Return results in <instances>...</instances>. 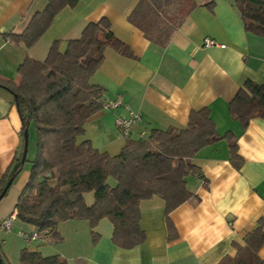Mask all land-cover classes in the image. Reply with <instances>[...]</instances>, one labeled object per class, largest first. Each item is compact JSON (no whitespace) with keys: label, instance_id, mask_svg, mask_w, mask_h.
I'll return each instance as SVG.
<instances>
[{"label":"crops","instance_id":"0c3cea01","mask_svg":"<svg viewBox=\"0 0 264 264\" xmlns=\"http://www.w3.org/2000/svg\"><path fill=\"white\" fill-rule=\"evenodd\" d=\"M234 1L197 0V6L162 43L130 20L138 6L148 9L151 0H79L75 7L60 12L48 31L28 48L4 34L24 32L48 1L0 0V77L5 80L20 83L19 67L27 57L44 61L57 41L65 53L69 41L79 39L90 23L103 19L130 47L132 55L107 49L91 78L103 88V99H120L123 105L96 113L86 123L80 141H91L99 150L117 155L128 138L137 139L153 129L186 128L191 112L203 108L210 110L223 137L192 158L199 173L187 176L186 182L197 198L170 213L176 231L172 239L166 202L153 196L141 201L140 225L146 241L139 246L124 249L115 245L114 225L104 218L94 229L86 220L64 221L58 231L43 233L37 246L30 247L19 233L38 230L17 218L12 232L0 226V246L10 264L19 263L24 248L45 256L59 255L69 264H219L224 257L235 256L237 246L245 245L264 219V118H254L244 127L231 115L230 104L246 82L264 85V36L246 31ZM181 6L174 2L169 12L174 14ZM207 38L216 44H206ZM14 100L0 86V178L22 149V119ZM125 106L142 116L130 137L121 134L116 124L118 116H127ZM229 133L235 136L243 159L240 168L231 161L229 142L224 138ZM30 170L24 165L0 201V225L15 212ZM85 201L92 206L95 193H85ZM93 231L100 234L97 242ZM8 246H12L13 259L5 250ZM259 255L264 260V245Z\"/></svg>","mask_w":264,"mask_h":264},{"label":"trees","instance_id":"16d2710c","mask_svg":"<svg viewBox=\"0 0 264 264\" xmlns=\"http://www.w3.org/2000/svg\"><path fill=\"white\" fill-rule=\"evenodd\" d=\"M47 1L46 8L33 17L24 32L4 37L30 48L60 12L79 2ZM174 2L182 6L172 14L169 11ZM234 4L246 31L264 36V0H235ZM196 6L197 0H151L148 9L138 6L130 20L149 38L163 43ZM107 49L132 55L130 47L112 32L110 22L103 19L90 23L79 39L69 41L65 53L60 52L57 41L44 61L27 57L19 67L20 83L0 77V86L16 96L14 102L22 119L21 153L0 178V196L27 162H22L24 134L35 123L37 154L15 207L17 218L37 228L41 235L58 231L64 221L86 220L94 229L107 218L114 225L113 243L132 249L146 241L140 225L141 201L153 196L165 200L169 239L176 236L170 213L197 198L186 182L187 176L199 173L192 158L223 137L217 132L210 110L203 108L191 112L186 128L153 129L145 137L128 138L117 155L99 150L91 141H80L86 123L103 109L104 90L91 78ZM230 112L244 127L254 118H264V85L246 82L231 102ZM224 138L229 142L233 165L240 168L243 159L235 136L229 133ZM111 178L115 185L109 183ZM88 192L95 193L92 206L85 201ZM92 235L94 242L100 239L96 231ZM263 245L264 219H260L245 245L237 246V254L224 257L219 264H264L259 255ZM18 264L69 263L59 255L45 256L24 248Z\"/></svg>","mask_w":264,"mask_h":264},{"label":"built area","instance_id":"2783aa9c","mask_svg":"<svg viewBox=\"0 0 264 264\" xmlns=\"http://www.w3.org/2000/svg\"><path fill=\"white\" fill-rule=\"evenodd\" d=\"M205 42L208 45L216 44V42L210 38H207ZM102 103L104 109H117L123 105L120 99L104 98ZM125 108L128 111L127 116H122V115L118 116L116 120V124L121 134H123L126 137H130L133 131L135 130L137 123L141 121L142 116L140 113L132 111L128 106H125ZM146 134L147 133L144 131L140 133L139 136L145 137ZM16 219H17V214L16 212H14L13 214H11L10 216H8L7 218L1 221V225H0L1 229L6 231H11L13 229V223L15 222ZM19 234L23 238V240L27 243L36 242L42 238V235L39 231H35L32 233L20 232Z\"/></svg>","mask_w":264,"mask_h":264},{"label":"rangeland","instance_id":"374dc122","mask_svg":"<svg viewBox=\"0 0 264 264\" xmlns=\"http://www.w3.org/2000/svg\"><path fill=\"white\" fill-rule=\"evenodd\" d=\"M37 146H38L37 128H36L35 123H32L30 125V128H29V149H28V154H27V162L25 163V166L28 167V168L32 167V161L35 159L36 154H37ZM115 182H114L113 179H110V181H109V183L111 185H115L116 184ZM12 231H10V232H12ZM0 243L2 244V241H0ZM29 244H31L30 247H34V246H37L38 243L32 242V243H29ZM11 249H12V246H8V248L5 247V250L10 253V257H11V259H13L12 256H13L14 252ZM0 254L2 256L4 264H10V262L7 259V257L3 256L1 248H0ZM20 256H21V254H20ZM19 259H20V257H19Z\"/></svg>","mask_w":264,"mask_h":264},{"label":"water","instance_id":"95a60500","mask_svg":"<svg viewBox=\"0 0 264 264\" xmlns=\"http://www.w3.org/2000/svg\"><path fill=\"white\" fill-rule=\"evenodd\" d=\"M14 97H16L14 95ZM24 149H23V155H22V162L25 163L26 159H27V154H28V149H29V130H26L25 134H24ZM15 179L12 178L9 180V182L7 183V185L5 186L3 193L0 196V201L4 198V196L6 195V193L8 192L9 188L11 187L13 181ZM0 264H4L1 256H0Z\"/></svg>","mask_w":264,"mask_h":264}]
</instances>
